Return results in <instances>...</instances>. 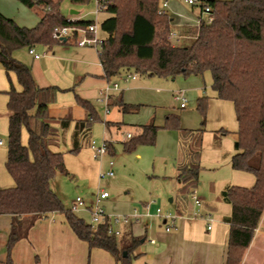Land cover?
Wrapping results in <instances>:
<instances>
[{
	"label": "trees",
	"instance_id": "16d2710c",
	"mask_svg": "<svg viewBox=\"0 0 264 264\" xmlns=\"http://www.w3.org/2000/svg\"><path fill=\"white\" fill-rule=\"evenodd\" d=\"M16 1L29 9L40 7L42 15L34 27L27 28L0 14V65L9 84L5 169L14 184L8 189L0 188V216L10 217L3 264H13L14 245L26 238L37 219L49 213L63 214L76 238L85 242L89 250L105 251L117 264H130L140 238L127 231L120 238L110 236L106 224L91 228L65 209L50 189L56 173L69 175L63 153L52 151L51 147L57 144L59 132L68 129L70 121L49 116L48 105L54 101L57 89L37 87L30 68L12 57L18 49L68 44L69 40L62 43L51 38L55 27L84 28L93 22L69 21L71 18L61 14L62 0ZM163 1L166 0H108L104 11L110 16L100 24L106 37L97 53L98 64L107 80L131 73L173 79L209 72L216 98L232 103L238 151L231 157L230 166L254 178L250 188L230 186L226 190L231 213L226 218L229 234L224 264H240L264 214V0H201L202 11L208 7L212 21H200L192 40L180 46H173L167 39L170 18L167 12L158 14ZM10 74L20 91L14 88ZM77 101L87 110L88 118L75 123L69 151L72 154L81 149L79 140L86 138L96 119L95 109L88 101L78 97ZM207 105L208 98L197 100L196 110L203 118ZM130 107L124 105L122 109ZM158 129L153 124L138 126L134 137L130 135L124 142L125 150L153 145ZM163 129L180 132L176 181L194 189L198 184L203 130L181 129L174 115L165 118ZM23 132L27 136L25 145Z\"/></svg>",
	"mask_w": 264,
	"mask_h": 264
},
{
	"label": "rangeland",
	"instance_id": "374dc122",
	"mask_svg": "<svg viewBox=\"0 0 264 264\" xmlns=\"http://www.w3.org/2000/svg\"><path fill=\"white\" fill-rule=\"evenodd\" d=\"M184 0H166L168 5V15L177 12V18H174L175 23L179 25H185L190 23V26L198 24L199 19L206 21V14H197L195 10L194 14L191 13L189 6L184 5ZM194 1V0H192ZM225 1V0H223ZM229 1V0H226ZM162 2V3H163ZM161 3V4H162ZM0 7L3 8V13L6 17L15 21L16 24L27 28L34 27L42 15L40 7L29 9L21 5L16 0H0ZM61 14L65 17H72L70 11L78 12L80 18L93 22L95 26V38L103 40L106 34L100 29V24L107 19L110 15L108 12L102 10L95 13V5L93 1L87 3H73L70 0H62L60 2ZM167 12V10H166ZM179 31V29H177ZM81 36L78 37L80 39ZM100 45L78 47L73 41L67 46L53 45L51 48L43 46H35L34 52L40 56H43L38 62H35L33 58L28 54V49H18L12 53V57L26 65L31 67L33 63H39L41 65V74L44 75L47 81H52V78L60 71L64 70L63 74H59V81L62 85L67 87L68 91L60 94L57 97L56 104L65 106V104L72 101L73 104L80 106L77 101V97L86 100L95 109L96 119L91 123V130L89 141H94L97 144L111 142L114 150H110L106 155L101 157L92 156V160L95 162V171L92 167L94 174L91 180L75 179L72 175H62L56 173L53 179L50 181V189L57 195L65 209H70L75 198H81L85 205L95 203L96 195L105 191L108 194L107 204H102L106 213L110 215H126L134 210L139 213H148L150 217L145 218L138 225L147 224V239L154 238L150 231L154 228L161 230V219L156 217L157 209L161 214L171 213L176 214L180 209L187 212H192V201L190 200L191 191H195L198 197H202L205 200L211 201L210 184L211 179H228L232 180L231 169L226 164L225 160L219 165L213 161L215 156L210 152V149H206L204 153L205 159L199 161L198 181L199 186L195 189H189V192L185 189L179 188L174 181L175 167L174 161L180 156V149L177 143V150L175 156L172 159L160 157L163 149L156 148L157 134L159 132H172L180 135V132L175 129H163L165 124V118L169 115L177 116L179 119V127L184 130L195 131L202 128L205 133H209L207 126H210V118L208 108L206 110L205 117L197 112L196 106L193 108L191 104H188L187 108L181 110L179 104L175 103L170 97L169 100L162 99L159 106H143L139 108L137 113L133 114H118V110L113 106H109V113L106 114V104L99 102L100 89L105 85L104 82H96L89 77L83 76L87 73H98L101 71L98 65L97 53ZM61 66L64 69H61ZM53 73V75H52ZM79 76V78H77ZM66 77V78H65ZM160 77H147L139 75V80H152L158 81ZM187 80L190 78H197L201 80V86L207 89V94L204 96L209 97V94L213 92L211 88V75L209 72H205L202 77H181L177 76L173 79H164L168 85H176L178 80ZM11 82L17 91H20V86L17 84L14 75L10 74ZM7 80V79H6ZM203 81V83H202ZM123 80L110 81L108 84L112 87L116 84L120 87ZM8 83V81H7ZM107 85V84H106ZM147 89L155 90L156 88L162 89L155 84H147ZM173 89H184L183 85H177ZM175 91V90H174ZM115 94L111 92L110 95ZM0 94V98H2ZM81 107V106H80ZM151 111L153 113V123L158 127L155 142L153 145H137L134 149L129 151L125 150L124 142L127 141L126 135L130 134L134 137V129L130 124L137 123V119H140L141 113L145 111ZM1 119L6 120V103L4 112H0ZM187 119L183 127L182 119ZM5 118V119H4ZM120 120L124 125H121L120 130H110V134L106 130L104 123L108 120ZM133 119L134 121H129ZM184 119V120H185ZM208 121L206 124L205 120ZM203 122H205L204 125ZM7 120L5 121V128H2L0 132V140L2 141V147H0V188L8 189L13 181L5 169V162L7 157ZM210 132H212L210 130ZM227 140L232 138V135H227ZM69 138L63 136L61 140V150L64 154L68 153L71 149L69 144ZM229 142V141H228ZM22 143L26 144V133L23 132ZM229 144H226V148L229 149ZM112 162V177H100L104 175L109 169V163ZM245 176V175H244ZM89 182V183H88ZM252 185V184H251ZM13 187V186H12ZM241 187V186H240ZM179 189V190H178ZM93 195V196H92ZM212 197L214 194L212 193ZM171 200L172 203L169 201ZM122 202H128V206L122 204ZM230 209V208H229ZM81 212V211H80ZM78 218H81L86 224H90V215L86 213H73ZM60 215V213H59ZM263 217V216H262ZM133 231L140 230V226H134ZM147 243L144 244L146 246ZM83 247V245H81ZM142 246V245H141ZM143 256H132L129 259L130 264H145ZM50 262L52 264H115L114 259L109 253H103L97 249L88 250L74 247L72 250H63L58 248L57 251L51 253ZM34 263H38V257H34ZM240 264H264V222L261 226L259 234H255V237L250 246V250L245 252L241 259Z\"/></svg>",
	"mask_w": 264,
	"mask_h": 264
},
{
	"label": "crops",
	"instance_id": "0c3cea01",
	"mask_svg": "<svg viewBox=\"0 0 264 264\" xmlns=\"http://www.w3.org/2000/svg\"><path fill=\"white\" fill-rule=\"evenodd\" d=\"M189 0H184V5L189 6L191 9V13L194 14L195 10L198 11L197 14H202V8L200 5L201 0H194L195 4H188ZM204 1V0H203ZM223 1V0H220ZM226 1V0H225ZM167 14H168V5H167ZM0 14L6 17L3 13V8L0 7ZM169 16V15H168ZM177 12L174 10V13H171L170 18V34L174 36V38L170 41L173 46H180L190 42L194 36V32L197 29V25L190 26L188 24L179 25L175 23L174 18H177ZM8 18V17H6ZM74 20H84L80 18V15H72ZM10 19V18H9ZM15 22V21H14ZM18 25V24H17ZM20 26V25H19ZM24 27V26H21ZM179 29V31H177ZM70 44V41L66 45L59 46H67ZM33 49V48H32ZM29 54V52H28ZM30 55V54H29ZM32 58L33 56L30 55ZM43 56H40L38 59L33 60L38 62ZM99 65V64H98ZM100 67V65H99ZM30 71L32 78L39 88L46 87H55L57 89V93L55 99L52 103L48 105V113L49 116L55 119H67L70 121V125L67 130L63 132H59L57 137V144L51 147L52 151L62 152L61 150V140H63V136L66 135L69 138V144L72 146V135L74 132L75 123L80 121H85L88 118V112L84 108L77 106L71 102L65 104V106H60L56 104L57 97L68 91L65 85H62L59 81V74H63L64 70H60L56 77L52 78V81H47L50 79H45L44 75L41 74V65L39 63L31 64ZM64 69L61 66V69ZM101 69V67H100ZM135 75V79H125V77H118L115 79L107 80L103 76V71L101 69L98 73H90L85 74L84 77H89L96 82H104L105 85L99 90L104 89L105 86L109 85L110 81L115 80H123L121 82L120 87H118L117 91H114L115 94L109 95V101L106 106L105 113H109L108 107L111 105L118 110V114H133L139 111V108L143 106H159L162 99L169 100L171 97L174 101L173 97L178 92H184V96L186 98V106L185 108H180L184 110L187 108L188 104H191L193 108L196 106L197 100L207 94V89L204 84L201 86V80L197 78H190L187 80H178L177 84L174 86L168 85L166 82L167 78H159L157 82L154 80H139L138 74ZM193 77H202V76H193ZM66 78V77H65ZM79 78V76L77 77ZM203 83V81H202ZM107 84V85H106ZM147 84H155L160 88H156L155 90L147 89ZM177 85H183L184 89H173ZM9 89V84L7 83L5 72L0 65V94H2V98H0V112H4L5 103H7V90ZM17 90V89H16ZM175 90V91H174ZM113 93V92H112ZM81 99V98H80ZM83 100V99H82ZM175 102V101H174ZM177 103V102H175ZM131 106L127 110H123L122 106ZM209 116L213 114L210 118V126H207V130L209 133L202 134L201 138V152L200 159H205L204 153L205 150L210 149V152L215 156V163L217 165L221 164L225 160L226 164L230 167V159L231 157L238 151L237 142H236V132H237V122L235 118L234 108L231 102L223 101L216 98L214 91L209 94L208 97V105H207ZM6 120H7V111H6ZM153 113L151 111H145L141 113L140 119H137L134 124H130L128 126L133 127L134 134L136 133V128L141 125H149L153 124ZM0 115V132H2V128H5V121L1 119ZM5 119V118H4ZM183 117L182 125L187 122V119ZM129 121H134L130 119ZM209 119L205 122L208 123ZM123 121L120 120H108L104 123V126L108 133L110 134V130H120ZM203 122L202 125L205 124ZM8 126V120H7ZM187 126V125H186ZM203 128V127H202ZM200 128V129H202ZM91 130V129H90ZM210 130L212 132H210ZM204 133V131H203ZM232 135L230 140H227V135ZM23 135V134H22ZM130 135V134H127ZM126 135V139L127 138ZM89 136L90 132L87 134L85 139H80L79 144L81 145V149L75 153H63V160L65 164V168L67 172L72 175L75 179H86L89 178V181L93 177L92 167H95V162L92 160V156L94 157L92 151L89 149ZM27 140V136H26ZM106 141V140H105ZM229 141V142H228ZM108 143V152L110 150H114L112 143ZM156 148L163 149L161 154H158L161 158L172 159L175 156V152L177 150V143L179 146V136L172 132H159L157 134V142ZM229 144V149L226 148V144ZM2 147V146H0ZM107 152V153H108ZM95 159V158H94ZM179 161V155L176 161H174L175 169L174 173V181L178 185L179 188L185 189L189 192V184L179 185L176 181V176L178 174L177 164ZM95 171V168H94ZM232 180L228 179H211L210 191H211V201L205 200L202 197H198L195 191H191L190 200L192 201V212H187L186 209L177 211L176 215L179 217L177 220L173 222L166 221L164 222L161 219V227L163 231H159L156 229H152L150 231L154 238L147 239V224L138 225L132 224L129 226H125L122 228V234L124 232H129L133 237L140 238V244L138 248L134 251V256H143L145 260V264H224L225 262V253L228 242V234H229V226L226 223V218L230 216L231 207L229 201L226 197V190L230 186H241L245 188H250L254 184V178L252 175L238 172L232 170ZM245 175V176H244ZM199 177V175H198ZM89 183V182H88ZM198 181V186H199ZM252 184V185H251ZM14 184H10V188ZM195 189V188H194ZM179 190V189H178ZM212 193L214 197H212ZM57 196V195H56ZM93 196V195H92ZM171 203L172 201L169 200ZM84 202V201H83ZM103 205L107 204V199L101 202ZM128 206V202H122ZM85 205V203H84ZM93 205L90 203L89 205H85V208L74 209V202L71 205L70 210L73 213H86L89 216V209ZM103 205H101L103 207ZM230 208V209H229ZM81 211V212H80ZM198 213L201 218H193L192 216ZM206 219H211L212 222H208ZM264 222V214L261 218L257 229L254 232L253 239L255 234H259L261 231V226ZM211 224L210 230L207 229V225ZM10 226V217L6 215L0 216V264L4 263L6 257V243L7 236L9 232ZM134 226H140V230L133 231ZM166 226H171V230L166 232ZM122 236V235H121ZM120 238V237H119ZM252 239V241H253ZM153 241V243H151ZM252 241L247 249L250 250V246L252 245ZM146 246H144V244ZM83 245V247L81 246ZM142 245V246H141ZM74 247L85 249L88 248L85 242H82L76 238L70 227L65 221L64 215L59 213H49L41 218L37 219L34 225L28 231V234L25 239L18 241L13 249L11 250V259L13 264H52L49 260L51 253L57 251L58 248L63 250H72ZM89 250V249H88ZM93 250V249H91ZM99 250V249H97ZM90 251V250H89ZM102 251V250H99ZM103 253H107L102 251ZM34 257H38L39 262L34 263ZM113 258V257H112ZM114 259V258H113ZM115 261V259H114ZM115 264H117L115 262Z\"/></svg>",
	"mask_w": 264,
	"mask_h": 264
},
{
	"label": "built area",
	"instance_id": "2783aa9c",
	"mask_svg": "<svg viewBox=\"0 0 264 264\" xmlns=\"http://www.w3.org/2000/svg\"><path fill=\"white\" fill-rule=\"evenodd\" d=\"M93 1L95 5V13L98 11L105 10L106 3L108 0H91ZM188 4H195L196 2L189 0L187 1ZM167 3L163 2L161 4V7L158 10V14H163L166 12ZM202 13L206 14L207 19L205 22L210 23L212 21V18L209 14V8L205 7L202 11ZM69 21L74 22V19H70ZM200 20L198 21L197 27L200 24ZM75 32V38L73 37V33ZM95 34V26L94 24L87 25L84 28H74V27H55L52 30L51 38L53 40L60 41L62 39L73 41L78 47H86V46H97L101 44L102 40H98L94 36ZM80 39H78V37ZM174 38L172 34H169L167 39L171 41ZM29 54L33 56L34 59L40 58V55L36 54L34 50L31 48L28 50ZM125 79H135V75H128L125 77ZM118 87L116 84H113L112 87L110 85H107L100 91V99L99 102L105 103L106 106L109 101V95L113 91H117ZM174 101L179 104L180 108H185L186 106V98L184 96V92L180 91L173 97ZM127 138H130V135H127ZM108 143L106 141H103L100 144H97L94 141H91L89 143V149L92 151L94 158L101 157L107 154ZM0 146H2V141L0 140ZM113 171H112V162L109 163V169L100 177H112ZM108 194L105 191H101L96 195L95 203L90 207L89 209V215H90V226L91 228L95 229L100 224H106L107 225V232L108 235L114 236L116 238L121 237L122 235V228L125 226H129L132 224H139L144 220L145 218L150 217L148 213H139L137 210L132 211L129 214L126 215H110L106 213L104 208L101 206V202L103 200H106L108 198ZM78 208H85L84 202L81 198L77 197L74 201V209ZM156 217L162 219L164 222L169 221L173 222L177 220L179 217L176 214L166 213L161 214L160 210L157 209ZM193 218H201L200 214L195 213ZM209 223L212 222L211 219H206ZM211 224L207 225V229L210 230ZM171 230V226H166L165 231L168 232ZM153 243V241H151Z\"/></svg>",
	"mask_w": 264,
	"mask_h": 264
},
{
	"label": "water",
	"instance_id": "95a60500",
	"mask_svg": "<svg viewBox=\"0 0 264 264\" xmlns=\"http://www.w3.org/2000/svg\"><path fill=\"white\" fill-rule=\"evenodd\" d=\"M70 15H78V12H75V11H70V13H69ZM62 43H65L66 42V40L65 39H62V40H60ZM124 256H125V254H124Z\"/></svg>",
	"mask_w": 264,
	"mask_h": 264
}]
</instances>
